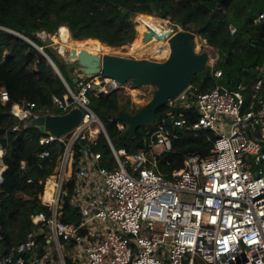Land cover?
<instances>
[{"label": "built area", "instance_id": "built-area-1", "mask_svg": "<svg viewBox=\"0 0 264 264\" xmlns=\"http://www.w3.org/2000/svg\"><path fill=\"white\" fill-rule=\"evenodd\" d=\"M164 22L169 43L181 29ZM38 37L46 41L52 36L40 32ZM260 72L251 92L240 85L201 93L190 85L166 105V117L150 126L144 147L132 156L114 148L88 97L91 92H124L129 85L137 90L131 82L77 72L76 89L66 84L68 93L53 97V112L14 104L12 115L28 126L34 118L77 107L84 115L66 136L44 140L45 146H63L40 196L48 210L32 217L31 232L0 264H264V66ZM9 101L3 90L1 102ZM189 110L198 115L193 123ZM176 128H186L194 137L209 131L215 139L207 157L188 155L184 168L167 178L156 171L157 161L179 138ZM100 134L113 153V169L103 166L101 153L93 150ZM4 155L0 144L1 183ZM38 156L48 158L50 150ZM67 206L77 211L79 223L64 222Z\"/></svg>", "mask_w": 264, "mask_h": 264}, {"label": "trees", "instance_id": "trees-1", "mask_svg": "<svg viewBox=\"0 0 264 264\" xmlns=\"http://www.w3.org/2000/svg\"><path fill=\"white\" fill-rule=\"evenodd\" d=\"M137 17L153 27L170 20L182 31L197 32L208 47L218 52L215 64L209 62L191 78L190 85L201 93L219 86L235 90L240 85L251 92L259 81L264 66V0H0V144L5 150L6 166L0 182V261L26 239L33 227L32 217L47 212L40 196L63 151L59 143L45 146L47 134L12 115L16 103L53 112V97L62 98L68 93L65 82L34 45L44 49L72 89L76 85L71 66L38 33L54 36L59 31L60 40L71 52L82 45L88 46L92 54H103L153 38L151 31L149 36L141 34L140 28L145 25L137 26ZM95 44L103 46L95 49ZM160 47L170 54L169 44L162 43ZM218 71L222 73L219 78ZM3 90L10 96L6 104L1 102ZM133 94L137 97L138 91ZM88 97L90 108L116 150H125L132 156L144 147L150 125L131 136L128 125L119 119L139 112L130 97L122 91L100 96L91 92ZM168 110L167 106L161 108L155 122H161ZM186 114L191 123L197 120L195 111ZM173 132L179 138L173 140L172 150L157 161V171L167 178L184 168L188 155L207 157L213 148L211 140L215 139L209 131L199 137L192 136L186 128ZM46 149L50 157L39 158ZM93 150L101 153L103 166L115 167L104 134L99 135ZM64 222H80L77 211L70 206L65 208Z\"/></svg>", "mask_w": 264, "mask_h": 264}, {"label": "water", "instance_id": "water-1", "mask_svg": "<svg viewBox=\"0 0 264 264\" xmlns=\"http://www.w3.org/2000/svg\"><path fill=\"white\" fill-rule=\"evenodd\" d=\"M196 37H198L197 32L185 31L172 36L169 40L171 54L164 63L135 60L121 55L96 56L85 51L76 57L75 50L65 61L69 64L71 55L76 57L74 61L76 65L71 66L73 73L80 71L88 76L102 74L105 78L116 80L120 84L131 82L136 87L152 85L157 88L153 99L143 109L136 114H124L119 118L128 125V134L135 136L139 129L153 125L158 111L177 99L190 86L191 78L208 66L207 55L193 52L191 45ZM25 40L32 43L28 39ZM34 46L47 58L57 74L67 84L58 67L44 52V49ZM77 83L78 79L75 78L74 84ZM104 86V84L101 85V87ZM83 115V110L77 107L67 114H46L34 118L29 122V126L50 136L64 137L82 124ZM82 144L85 145V141Z\"/></svg>", "mask_w": 264, "mask_h": 264}, {"label": "rangeland", "instance_id": "rangeland-1", "mask_svg": "<svg viewBox=\"0 0 264 264\" xmlns=\"http://www.w3.org/2000/svg\"><path fill=\"white\" fill-rule=\"evenodd\" d=\"M155 19L157 21H162V20H160L158 18H155ZM135 22H136L137 26L139 24L145 25V26H142L140 28V32H141V34H147V36H149L150 30L148 31V28H147L148 24L146 22H144V21L140 22L138 17L135 19ZM150 34H151V32H150ZM55 37H57L59 40L55 39ZM138 37H139V33H138L137 38ZM150 41H153L154 43H156L158 45L162 44L161 42H159V41H157V40H155L153 38H151ZM45 42L49 46L54 48L57 52H58L59 49L62 50V53L64 52V55H61L63 59H66L71 53V51L68 50L67 47L64 46L63 41L60 40L59 31H58V33L56 35L52 36L50 39L46 40ZM102 46L103 45H101V44H95L94 48L95 49H101ZM131 46L132 45L125 46V47L119 48V49L112 48L111 51H109L108 53H103V54H99V55L100 56H104V55H121V56L129 57V58H132V59H135V60H148V61H153V62H158V63H164V62H166L168 60L167 59L165 61H162L159 58L155 59V57L153 55H150V54H145L143 56H137L136 54H131V51H130ZM191 46H192V49H193L194 53L207 55L208 59H209V62H211V64L216 62L218 57H219L218 56V52L215 49H212V48L208 47L206 45V43L204 41H202L199 37H196V39L192 42ZM76 49H77V50H75L76 54H77L76 57H79V55L81 53H83L84 51L88 52V53H91V52L88 51V49H90L88 46L78 45ZM76 57L71 55V57H70L71 58V62L69 63L70 66L76 65V62H74L76 60ZM213 59L215 60L214 62L212 61ZM209 62H208V64H209ZM74 74L76 76L77 72H75ZM74 89H76V85H75ZM132 89H133L132 86H130V85L127 86V88L125 89L123 94H124L125 97L128 96V97L131 98L132 106L135 109H137V110L143 109L153 99L155 91L157 90V88L155 86H152V85H143L141 87H138L137 90H138V94H140V97L136 99V97L135 98L133 97L134 94H133V90ZM91 132H92L93 135L97 134V131L95 129V125L92 126ZM157 152L161 153V152H163V149H160ZM262 167H264V164L262 165Z\"/></svg>", "mask_w": 264, "mask_h": 264}, {"label": "bare ground", "instance_id": "bare-ground-1", "mask_svg": "<svg viewBox=\"0 0 264 264\" xmlns=\"http://www.w3.org/2000/svg\"><path fill=\"white\" fill-rule=\"evenodd\" d=\"M147 28L151 31L153 39H155L161 43L169 44L167 41V36H169L170 31H169V27L166 25L165 22H164L163 26H159V27H153L151 24H148ZM131 45H132L131 49H130L131 54H136L137 56H143L145 54H150V55H153L155 57V59L159 58L160 60L165 61L169 58V56L171 54V52H170L169 55H166L163 52L160 45L154 43L153 41H146V42L134 41V43ZM89 54L100 56L99 54H92V53H89ZM51 187H52V180H51L50 186L47 190V193L45 196L46 198H49V190L51 189Z\"/></svg>", "mask_w": 264, "mask_h": 264}]
</instances>
